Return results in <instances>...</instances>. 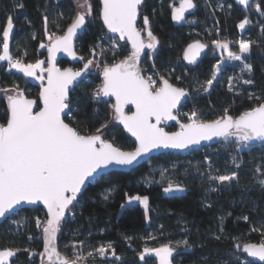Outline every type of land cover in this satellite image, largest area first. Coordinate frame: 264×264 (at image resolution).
Returning a JSON list of instances; mask_svg holds the SVG:
<instances>
[{
	"label": "trees",
	"instance_id": "1",
	"mask_svg": "<svg viewBox=\"0 0 264 264\" xmlns=\"http://www.w3.org/2000/svg\"><path fill=\"white\" fill-rule=\"evenodd\" d=\"M194 2L197 8L189 12L182 23L176 24L171 19L169 7L170 4L176 7V0H143L137 26L142 29L143 17L147 15L159 43L155 52L150 50L145 53L140 67L145 76L151 73L157 82L163 75L173 85L191 91L177 112L181 122H187L183 113L194 108L206 120L222 115L226 107L231 115L238 116L259 103L255 99L250 100L249 93L264 96V33L261 32L264 17L254 9L238 5L236 0ZM253 2L262 3V0ZM90 3L92 15L86 18L84 32L76 40L75 48L85 61L92 57L96 59L100 70H91L70 92L69 109L64 120L73 127L81 128L82 134L94 133L101 125L107 124L106 128H102V139L122 151H133L135 143L112 119V102L92 99V93L102 84L103 66L125 59L131 51L129 46H124L125 42L116 39L119 47L115 49V55L113 51L100 55L98 48L96 55H92L93 45L101 44L107 50L112 40L108 39L111 36L99 20V0H90ZM218 5H223V10H217ZM77 11L73 0H0V51L2 30L7 16L11 14L14 28L10 38V54L24 63L42 60L46 66V47L40 48L41 43L47 45L49 42L44 35L43 16L46 14L49 18V32L60 36L72 23ZM61 13L62 18H59ZM245 17L250 24L241 34L237 24ZM142 35L148 40L146 32H142ZM240 39L256 42L245 57L252 66L251 76L239 71L237 65L222 66L211 89L204 93L200 86L215 76L220 62L212 41H231V50L238 53L239 47L235 42ZM197 40L206 44L207 50L201 61L191 67L184 63L183 52ZM58 65L62 69L81 68L80 63L70 64L63 60ZM6 68L7 65H0V88L18 85L27 98L37 99L40 84L14 71L8 72ZM233 77V82L236 79L240 81L229 92V80ZM249 78L254 81L252 85L241 83ZM236 92L241 95H236ZM5 111L6 98L0 95V123H6ZM174 130L176 126L168 131ZM209 150H213V155L207 160ZM233 158L241 164L240 168L235 167ZM258 166L264 169V148L260 144L239 151L237 144L219 143L185 155L161 154L147 159L129 172L102 175L87 185L74 204L73 211L66 214L62 231L57 236L58 251L71 257V245H79L81 241L84 242L82 248L90 249L111 243L115 253L121 257L120 261L114 260L112 264H154L155 260L151 258L140 260L139 254L145 247L156 248L168 243L175 246L178 241L187 240L192 247L177 248L174 264H259L251 262L242 252L243 244H258L264 239L261 231H253V228L260 229L264 224V190L252 178ZM213 168L236 171L240 177L238 184H214L208 179ZM161 173L163 176L170 174L174 184L181 185L185 190L180 194L164 195L163 188L168 184L161 180ZM213 184L216 191L207 195ZM108 193L110 197L105 200L104 196ZM137 195L149 198L147 220L144 208L139 203L121 208L127 196ZM245 216L249 218L247 221L243 219ZM37 218L41 221L46 219L40 207L19 210L1 223L0 250L28 247L37 253L43 251V233L42 229L36 227ZM13 220H22V226L18 227ZM151 233L154 236H149ZM29 235L33 237L32 240H29ZM217 235L222 238L217 240ZM237 244L240 251H237ZM108 255L112 257L111 250ZM236 256L240 257L239 262ZM10 264H41V258L37 255L30 261L28 254L21 251L11 258Z\"/></svg>",
	"mask_w": 264,
	"mask_h": 264
},
{
	"label": "snow or ice",
	"instance_id": "2",
	"mask_svg": "<svg viewBox=\"0 0 264 264\" xmlns=\"http://www.w3.org/2000/svg\"><path fill=\"white\" fill-rule=\"evenodd\" d=\"M78 11L72 23L63 35L57 36L49 32V18L43 16L44 35L49 43L40 44V48H47L48 67H42L45 61L36 60L35 63H24L22 59H14L10 54V34L14 28L13 16L9 14L6 24L2 30V51H0V62H7L8 72L13 69L22 73L24 77L38 80L40 82L39 100L28 99L25 92L18 85L13 88H0L6 98V123H0V218L10 219L11 214L16 213L17 206L43 204L47 210L46 219H36L37 229H42L43 251L37 253L25 247L4 248L0 250V264H10V258L16 257L17 253L23 251L28 254L30 261L39 255L41 264H86L89 258L98 256L102 261L108 260V253L115 261L121 257L115 253L113 245L101 244L85 254L82 251L83 241L79 245H71L72 256L62 254L57 249V234L62 231V222L66 220V214L73 211L77 194L89 178L95 179L94 174L108 168L111 165L128 167L138 161L154 149H177L185 150L200 145L202 141H211L214 138L225 142L234 138L238 148L247 147L251 142H259L264 148V96L248 94L250 100L259 101L256 106L242 111L238 116L230 114L228 107L223 109V114L213 120L204 119L197 109L185 112L183 115L187 122H181L177 112L191 91L186 88L173 85L163 75L159 82L153 75L145 76L140 67L141 53L145 48L155 52L159 43L157 37L151 30V21L147 15L143 17V30L147 34V43L137 27L138 17L141 13L143 0H100L99 19L102 20L104 28L108 33L114 34L108 39L112 40L109 49L103 45L92 46V55H104L106 51H113L119 47V41L125 42V47L131 45L130 54L118 63L105 64L102 69V84L92 93V99L99 102L103 97H114L112 119L123 125V128L135 138L136 148L134 151L125 152L114 146L113 143L102 139L101 125L94 133L82 134L83 130L65 123L61 114L69 108V89L81 76V71L72 69L61 70L53 63L57 52H64L72 59H76L73 50V37L78 30L85 26L86 18L92 15L90 0H73ZM238 5L245 9H254L264 17V0L262 3H254L253 0H236ZM19 7H23L22 4ZM171 8V19L176 23L185 20V14L196 9L194 0H180L179 7L169 5ZM223 5H218L217 10H223ZM231 8V5H228ZM155 11V10H154ZM62 18V13L59 14ZM193 23L195 21H192ZM250 20L245 17L237 24V28L245 30ZM261 32L264 33V24H261ZM35 38V36H33ZM103 38V37H101ZM232 42L228 40H214L212 44L216 49L227 53L230 61H238L243 65L242 72L252 74V66L246 62L245 57L250 53L255 41L238 40L239 53L230 48ZM206 44L199 40L189 44L183 53V59L188 64H195L197 57L202 53ZM81 59H83L81 57ZM93 60L89 59L84 64L87 70ZM155 66L153 65V68ZM218 67V66H217ZM47 72L46 84L44 72ZM215 76L208 79L200 87L204 93L211 89ZM179 80V77H177ZM244 85H252L254 81L243 79ZM235 88L233 79L229 80V92ZM200 89H193L199 91ZM236 95H241L236 92ZM132 105L135 111L128 115L125 113V105ZM39 107V110H34ZM155 121L153 123L152 121ZM166 121H176L179 131L168 133L159 125ZM236 168L241 164L233 158ZM203 174V173H202ZM163 176V173H161ZM253 180L264 190V169L258 166L255 169ZM208 179L221 185L238 184L239 175L236 171L227 174H208ZM185 189L174 184L171 180L163 189L164 193L183 192ZM216 191L215 188L211 189ZM110 193L105 194L107 200ZM138 202L145 211V219H148L149 198L147 196H127V203ZM71 206V207H70ZM125 205L121 204V208ZM18 214V213H17ZM223 219V218H221ZM245 221L249 218L243 217ZM18 227L22 226V220H13ZM264 235V224L260 229ZM223 229H221V233ZM220 240L221 235L215 237ZM33 237L29 235V240ZM191 248L187 241H178L175 246L162 244L156 248L145 247L139 254L141 261H145L148 255L155 256L158 264H174V253L177 248ZM240 251V245H236ZM242 252L249 258H255L264 264V239L260 243H245ZM237 262L240 257L236 256ZM110 264V262H109ZM146 264V262H145ZM249 264V262H245Z\"/></svg>",
	"mask_w": 264,
	"mask_h": 264
},
{
	"label": "water",
	"instance_id": "3",
	"mask_svg": "<svg viewBox=\"0 0 264 264\" xmlns=\"http://www.w3.org/2000/svg\"><path fill=\"white\" fill-rule=\"evenodd\" d=\"M99 3H100V0H99ZM100 7H101V6H100ZM99 20H100V19H99ZM138 20H139V17H138ZM86 21H87V19H86ZM100 23H101L102 26H103L102 20H100ZM137 24H138V21H137ZM85 25H86V22H85ZM137 27H138V26H137ZM67 28H68V27H67ZM67 28H66V30H67ZM103 28H104V26H103ZM84 29H85V26H84L83 29L78 30L77 35L73 37V50L75 51V53H76V48H75L76 40L78 39V37H79L80 35H82V33L84 32ZM104 29H105L106 32H107V29H106V28H104ZM66 30L64 31V33L66 32ZM64 33H63V34H64ZM107 33H108V32H107ZM63 34H62V35H63ZM108 34H109V36H113V35H114V34H112V33H108ZM142 36H143V35H142ZM143 38H144V36H143ZM116 39L118 40V37H116ZM144 40H145V43H147V40H146L145 38H144ZM118 41H119V40H118ZM120 42H124V41H120ZM48 43H49V42H48ZM48 43H47V44H48ZM128 46H129V49H130V51H131V45H128ZM186 48H187V47H186ZM206 50H207V49L205 48V50H204L202 53H200V55L197 57V60H196V63H195V64H191V65H190V64H188V63L183 59L184 63H186L187 65H189V66H191V67L196 66V65L201 61V59L203 58V56L205 55ZM148 51H150V49L145 48V49L143 50V52L141 53V61H142V58H143V56L145 55V53L148 52ZM183 53H184V52H183ZM76 56H77L76 59H72L71 57H69V56H68L67 54H65L64 52H57V53L55 54V60H54V62H53V63L55 64V66H56L57 68L61 69V70H64V69H71V68H64V69L60 68L58 64H59V61H61V60H63V61H67V62L70 63V64H77V63H80V64H81V68H80V69H78V70H74V69H72L73 71H81V76L78 77L77 80L74 82V84L70 87V89H69V94H70V92H71V91H72V90L78 85V83H79L82 79H84V78L90 73L91 70L93 71V69H94V65H95V62H93V64L90 65L89 68H88L87 70H84V64H85L87 61H85L84 59H81V56H79L77 53H76ZM47 59H48V51H47V48H46V68L48 67ZM118 62H119V61H118ZM118 62H117V63H118ZM140 64H141V63H140ZM97 68H99V67H96V69H97ZM99 70H100V68H99ZM95 71H96V70H95ZM46 77H47V72L45 71V84H46V82H47V81H46ZM101 78H102V71H101ZM39 91H40V89H39ZM0 95H3V96H4V94H3L2 92H0ZM4 97H5V96H4ZM187 98H188V97H187ZM187 98H185V100L182 101V105L185 104V102L187 101ZM28 99H29V98H28ZM101 99H102V101H104V102L111 101V102H112V105L115 104V98H114V97H103V98H101ZM33 100H39V92H38V95H37V99H33ZM182 105H181V106H182ZM181 106H180V107H181ZM180 107H179V108H180ZM68 109H69V108H66L65 111H64V113L61 114L62 119H64L65 116L67 115V113H68ZM34 110L38 111V110H39V107H35ZM124 110H125V113H126V114L131 115V113L135 111V108H134V106H132V105L129 104V105H125V109H124ZM178 110H179V109H178ZM64 121H65V120H64ZM114 122H115L118 126H120V127L122 128V130L126 133V135H127V136H128V137H129L134 143H135V148H136V141H135V138L132 137V136H131V135H130V134H129L124 128H123V125H122V124L118 123V122L115 121V120H114ZM152 122L155 123L154 120H153ZM65 123H66V122H65ZM171 125L176 126V130H174V131H168V130H166V128L169 127V126H171ZM159 127L163 128L164 131H165V132H168V133H172V132L179 131V124H177L176 121H166V122H163V123H161V124L159 125ZM219 143H221V144H231V143L237 144L236 141L234 140V138L228 140L227 142H225V141L222 140V139L214 138V139L211 140V141H202L200 145H197V146H194V147H190V148L185 149V150L164 149V148L154 149V150H152L151 152L147 153L145 156H142V157L138 158V161L135 162V163H134L133 165H131V166H128V167H121V166L111 165V166H109L108 168L99 171L98 174H94V176L96 177L95 179H97L98 177H100V176H102V175H105V174H108V173H112V172H129L130 170L134 169L135 167L141 165V164H142L144 161H146L147 159H149V158H151V157H154V156H158V155L165 154V153H173V154L185 155V154H188V153H190V152H192V151H197V150H199V149H202V148H205V147H209V146H211V145L219 144ZM257 144H259V142H255V141H253V142H251L248 146H253V145H257ZM134 150H135V149H134ZM134 150H133V151H134ZM125 152H131V151H125ZM95 179H93V178H89V180L85 182V185L81 188V192L77 194V199H78V198L80 197V195L84 192V190H85V188L87 187V185H88L90 182H92L93 180H95ZM75 203H76V201L74 202V204H75ZM36 207H40V208L44 211L45 216H46V212H47V210L44 208L43 204H36V205H27V204H24V205H20V206H17V210H16V212L19 211V210H22V209H34V208H36ZM13 214H14V213H13ZM13 214H11V215H13ZM5 220H6V219L0 218V224L3 223ZM57 236H58V234H57ZM57 241H58V239H57ZM57 249H58V248H57ZM244 255L247 257V254H246V253H244ZM247 258H248L251 262H253V263H259V264H261V262L257 261L255 258H249V257H247Z\"/></svg>",
	"mask_w": 264,
	"mask_h": 264
},
{
	"label": "rangeland",
	"instance_id": "4",
	"mask_svg": "<svg viewBox=\"0 0 264 264\" xmlns=\"http://www.w3.org/2000/svg\"><path fill=\"white\" fill-rule=\"evenodd\" d=\"M179 3H180V0H177V6L176 7H179ZM242 6V5H241ZM76 8H77V6H76ZM243 8H244V6H243ZM78 10V9H77ZM191 12V11H190ZM189 13V12H188ZM188 13H186L185 14V17H186V15L188 14ZM89 17V16H88ZM242 21V20H241ZM240 21V22H241ZM174 22V21H173ZM183 22V21H182ZM182 22H180V23H182ZM174 23H176V22H174ZM176 24H179V23H176ZM249 27V24L248 25H246V27H245V30L247 29ZM239 30V32L242 34L243 32H245V30H240V29H238ZM241 40V39H240ZM238 45V44H237ZM216 52H217V55H219L220 56V62H219V65H218V67H217V69H216V73H215V77H217V73L221 70V68H222V66H226V65H237V66H239V71H241V69L243 68V65L242 64H240V62H238V61H230L229 59H228V56H227V53H224L222 50H219V49H216ZM239 53V52H238ZM93 62H95V65H94V69H93V71L95 72V70L96 71H99V68H97L96 69V67H99V65H98V61L96 60V59H94L93 60ZM42 67H44L45 69H46V66H45V63H44V65H42ZM13 71H15L14 69H13ZM22 74V73H21ZM43 75L45 76V72L43 73ZM147 75H153V74H147ZM154 77V76H153ZM29 81H31V82H33V83H37V84H40V82L38 81V80H33V79H31V78H27ZM230 79H234V77L233 78H230ZM237 81H240V80H238V79H236V81L234 82V84H235V86H236V84H237ZM238 85V84H237ZM238 150L239 151H245V150H247V147H243V146H241V147H239L238 148ZM208 152V154H207V156H206V158H207V160H209V156H212L213 155V150H209V151H207ZM171 169H174V168H171ZM229 172H231V170L229 169V168H226V169H224V170H218L217 168H213V170H211V173L213 174V175H219V174H227V173H229ZM161 180L164 182V183H167L168 184V182H169V180H171L173 183H174V180H172V176L170 175V174H168V175H165V176H163V177H161ZM214 184H216V182L215 181H212ZM214 184L212 185V187H210L209 188V190L206 192L207 193V195H209V194H211L213 191L211 190L212 188H214ZM164 189V188H163ZM180 193H182V192H172V193H164V191H163V194L164 195H174V194H180ZM208 201V200H207ZM135 203H138V202H134V203H132V204H135ZM127 205H130V204H128L127 203V199H126V202H125V206H127ZM151 235H153L154 236V234L153 233H151L149 236H151ZM104 245H107V244H104ZM83 250V252L86 254L87 253V251H89V250H91L90 248H88V247H83L82 248ZM108 257H110V255H108ZM146 259L147 258H151V259H154L155 260V263L154 264H158V262H157V259H156V257L155 256H151V255H148V256H146L145 257ZM11 260V259H10Z\"/></svg>",
	"mask_w": 264,
	"mask_h": 264
},
{
	"label": "built area",
	"instance_id": "5",
	"mask_svg": "<svg viewBox=\"0 0 264 264\" xmlns=\"http://www.w3.org/2000/svg\"><path fill=\"white\" fill-rule=\"evenodd\" d=\"M177 3V2H176ZM141 32H145L143 30V26H142V29H141ZM92 60H94V58H90ZM203 117V116H202ZM114 261V258L113 257H108V260L107 261H102L98 256L95 257L94 259L93 258H89L86 262V264H112V262Z\"/></svg>",
	"mask_w": 264,
	"mask_h": 264
},
{
	"label": "crops",
	"instance_id": "6",
	"mask_svg": "<svg viewBox=\"0 0 264 264\" xmlns=\"http://www.w3.org/2000/svg\"><path fill=\"white\" fill-rule=\"evenodd\" d=\"M176 2H177V0H176ZM243 7V6H242ZM12 34V33H11ZM11 34H10V38H11ZM1 51H2V49H1ZM0 65H7V62L5 61V62H0ZM13 71V70H12ZM14 72H16V71H14ZM17 73V72H16ZM19 74H21V73H19ZM21 75H23V74H21ZM26 78V77H25ZM27 79V78H26ZM11 259V258H10Z\"/></svg>",
	"mask_w": 264,
	"mask_h": 264
},
{
	"label": "flooded vegetation",
	"instance_id": "7",
	"mask_svg": "<svg viewBox=\"0 0 264 264\" xmlns=\"http://www.w3.org/2000/svg\"><path fill=\"white\" fill-rule=\"evenodd\" d=\"M172 127H175V126L171 125V126L167 127L166 130H170Z\"/></svg>",
	"mask_w": 264,
	"mask_h": 264
}]
</instances>
